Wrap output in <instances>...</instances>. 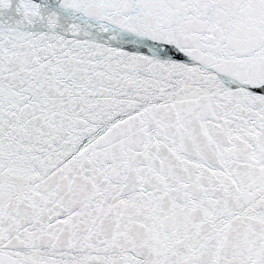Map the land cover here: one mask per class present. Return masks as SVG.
I'll list each match as a JSON object with an SVG mask.
<instances>
[{
    "label": "snow or ice",
    "instance_id": "snow-or-ice-1",
    "mask_svg": "<svg viewBox=\"0 0 264 264\" xmlns=\"http://www.w3.org/2000/svg\"><path fill=\"white\" fill-rule=\"evenodd\" d=\"M0 264H264V0H0Z\"/></svg>",
    "mask_w": 264,
    "mask_h": 264
}]
</instances>
